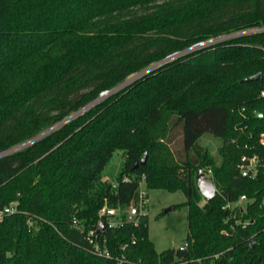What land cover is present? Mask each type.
Here are the masks:
<instances>
[{
    "label": "trees",
    "instance_id": "trees-1",
    "mask_svg": "<svg viewBox=\"0 0 264 264\" xmlns=\"http://www.w3.org/2000/svg\"><path fill=\"white\" fill-rule=\"evenodd\" d=\"M253 28L261 30L243 32ZM262 131L264 0H0V208L15 203L0 221V264H115L92 255L71 220L95 228L102 205L137 199L141 176L146 190L184 194L173 208L186 207L188 247L156 252L142 216L137 226L103 228L112 253L126 244L132 264L213 254L214 264H264V174L237 168L243 153L264 163ZM203 133L221 142L218 165L196 143ZM118 154L112 186L104 174ZM197 169L215 186L209 200ZM240 195L249 199L242 210L232 206Z\"/></svg>",
    "mask_w": 264,
    "mask_h": 264
},
{
    "label": "rangeland",
    "instance_id": "rangeland-1",
    "mask_svg": "<svg viewBox=\"0 0 264 264\" xmlns=\"http://www.w3.org/2000/svg\"><path fill=\"white\" fill-rule=\"evenodd\" d=\"M260 30L261 29L259 28H253V29L244 30L243 32L250 33ZM223 38L226 37L221 36L218 37L217 39L207 40L204 42V44L198 47L211 44ZM190 50L192 49H185L181 53H174L172 55H169L170 57H168L167 59L164 58L160 61H155L147 65L146 67L142 68V70H140L139 72L129 75L126 79L123 80V81H127L126 83H123V81L120 82L111 90V92L116 91L119 88L125 86L132 80L141 76L143 73L150 71L151 69H154V67L164 63L165 61L170 60L176 56L183 55ZM145 69L147 70L144 71ZM106 94H108V92ZM196 143L199 147H201L203 150L206 151L207 155L214 160L216 165L219 164L220 162L219 148L221 146V142L218 138L208 133H203L198 137ZM169 147L172 150L174 157L183 159L184 154L183 152H181L179 137L173 136L172 141L169 144ZM121 162H122V156L120 154L116 155L115 159L106 169L104 178L107 179L109 182L114 181L117 173L120 170ZM178 171L180 174L183 173V170H178ZM205 175L209 176L208 173H206ZM141 186L145 187L144 182L141 183ZM184 201H185V196L179 190L175 192H167L161 189L147 190V199L144 206V211H145L144 216H146L147 218V236L148 239L152 242L156 252H160L167 248L175 249L177 246L181 245L184 242L187 231L186 207L179 206L173 208L170 211H166V212L164 211V209H167L168 207H174L175 204L182 203ZM202 202L203 201L201 200V202H199V205H201Z\"/></svg>",
    "mask_w": 264,
    "mask_h": 264
},
{
    "label": "built area",
    "instance_id": "built-area-1",
    "mask_svg": "<svg viewBox=\"0 0 264 264\" xmlns=\"http://www.w3.org/2000/svg\"><path fill=\"white\" fill-rule=\"evenodd\" d=\"M202 44H204V42L195 43L189 49H194ZM261 94H263V92H261ZM257 143H259L260 145H264V131L258 134ZM237 168L241 176L248 178H253L258 173L264 174V163L256 152L243 153L239 157ZM121 179L123 181H126L128 177L126 175H123ZM142 182H144L143 176H141V179L138 182L137 199L135 201L129 202L127 206L121 207L120 205H116L113 207H108L106 206V204L102 205L98 213L103 228L121 226L124 223L131 224L132 226H137L140 217L145 215L144 206L147 199V190L145 189V187L141 186ZM111 185H115L114 181L111 182ZM248 200L249 199H247L244 195H240L237 200L232 203V206H237L240 208V210H242ZM260 205H262L264 209V193L260 199ZM14 212L15 203L11 202L10 204L3 206L2 208H0V221L4 216ZM98 223L96 224L95 228L84 230V227L79 223L78 220H76L75 218H72L71 220V225L74 228L78 229L80 232L84 231V239L87 243V249L92 255L106 259H113L115 264H132L124 254L126 244L120 245L117 253H112L109 248H107L105 244V238L101 236L100 232H97L96 230ZM134 242L135 239L132 238L130 240V243L133 244ZM187 247L188 241L184 239V242L181 245L177 246L175 249L178 251H185ZM217 256L218 254H213L212 258L208 262L204 261L205 258L179 257L173 258L171 261L165 264H214L213 260H215ZM135 264L143 263L138 261Z\"/></svg>",
    "mask_w": 264,
    "mask_h": 264
},
{
    "label": "water",
    "instance_id": "water-1",
    "mask_svg": "<svg viewBox=\"0 0 264 264\" xmlns=\"http://www.w3.org/2000/svg\"><path fill=\"white\" fill-rule=\"evenodd\" d=\"M170 57L167 56L165 57L166 59ZM149 69V68H148ZM147 69H145L144 71H146ZM259 77V73H255L251 76H249L246 80L252 81V80H256ZM127 81H123V83H126ZM122 83V84H123ZM107 91H104L102 93L99 94V97H102L104 94H106ZM98 99L94 100L92 103L86 105L85 107L79 109L78 111L70 114L69 116L65 117L64 119H62L60 122L56 123L55 125L49 127L48 129H46L45 131H43L42 133H40L39 135H37L36 137H34L33 139H30L24 143H22L21 145H18L17 147H15L14 149L12 148L11 150H15L18 149L38 138H40L41 136L45 135L46 133L54 130L55 128H57L58 126H60L62 123H64L65 121H67L68 119L72 118L73 116H75L76 114L80 113L82 110H84L86 107L90 106L91 104H93L94 102H96ZM260 116V115H257ZM9 150V151H11ZM146 160V154L144 153L142 158L139 161V164L142 165ZM135 166H137V164H135ZM195 185L197 188L198 193L202 196V198L204 200H209L213 197L214 192H215V186L212 182L211 177L206 176L204 174V172L201 169H197L196 175H195ZM173 207H168L167 209H164V211H170L172 210ZM97 232H102L103 231V225L102 222H99L97 225Z\"/></svg>",
    "mask_w": 264,
    "mask_h": 264
}]
</instances>
